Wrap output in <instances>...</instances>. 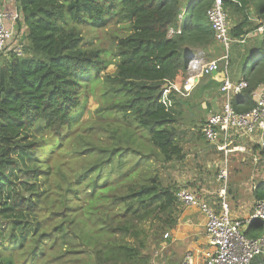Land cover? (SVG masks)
<instances>
[{
    "label": "trees",
    "instance_id": "trees-1",
    "mask_svg": "<svg viewBox=\"0 0 264 264\" xmlns=\"http://www.w3.org/2000/svg\"><path fill=\"white\" fill-rule=\"evenodd\" d=\"M16 1L24 54L0 53V207L16 221L0 234L13 239L0 264H151L184 207L182 188L166 183L153 162L183 158L186 107L196 109L195 127L204 117L207 88L184 89L192 48L210 60L223 56L206 13L212 0H195L186 12L184 0ZM112 21L125 34L111 50L87 45L80 26ZM111 64L115 72L102 75ZM262 83L255 78L233 96L234 108L252 109ZM97 85L99 119L87 125L79 121L83 90ZM32 131L39 136L29 138ZM62 150L76 157L71 173L56 158ZM252 150L264 155L259 144ZM40 175L51 188L35 200L29 188ZM254 197L264 199V180ZM36 213L39 227L23 221ZM263 232L264 222L255 221L246 235Z\"/></svg>",
    "mask_w": 264,
    "mask_h": 264
},
{
    "label": "built area",
    "instance_id": "built-area-1",
    "mask_svg": "<svg viewBox=\"0 0 264 264\" xmlns=\"http://www.w3.org/2000/svg\"><path fill=\"white\" fill-rule=\"evenodd\" d=\"M206 13L215 38L224 45L225 53L220 58L210 60L203 51H197L188 63L184 89L187 93L191 92L200 78L212 76L214 71H224L226 74L219 87L223 100L221 108L211 112L201 128L205 139L224 154V163L217 174L222 186L218 200L187 188L178 192V199L183 206L195 207L205 215L209 250L203 264H261L264 260V232L259 237L251 238L246 235L245 226L255 221L264 222V199L255 203L250 217L237 219L231 214L227 190L229 156L240 151L242 147L239 141L246 138L264 147V83L252 93L255 102L252 109L242 112L234 108L233 96L247 88L249 82L247 79L233 81L228 75L229 50L235 39L230 34L224 0H212ZM19 18H22V14L17 4L10 11L0 8V53L5 56L11 51L20 56L24 54L23 44L16 42ZM261 29H264V24ZM173 33L175 30L171 29L170 34ZM253 158L264 166V155L256 153ZM151 264L161 263L153 260ZM186 264H191L190 257Z\"/></svg>",
    "mask_w": 264,
    "mask_h": 264
},
{
    "label": "crops",
    "instance_id": "crops-1",
    "mask_svg": "<svg viewBox=\"0 0 264 264\" xmlns=\"http://www.w3.org/2000/svg\"><path fill=\"white\" fill-rule=\"evenodd\" d=\"M195 0H184L183 11ZM16 5V0H12ZM212 3V2H211ZM229 18L230 34L234 36V44L230 52L229 77L233 81L264 78V0H224ZM202 51L192 48V52ZM212 80L220 82L218 76L200 78L194 90L207 88L201 95L205 104L203 115L206 117L221 108L223 100L219 87L208 88ZM193 90V91H194ZM193 91L191 93H193ZM200 99H197L200 101ZM220 100V103H219ZM204 118V119H205ZM251 140L239 141L242 158L238 172L229 171L228 202L234 218L247 219L254 212L257 200L254 191L259 181L264 180V166L254 160ZM236 170V171H237ZM237 180H233V174ZM231 179V181H230ZM177 226L169 234V241L158 249L161 264H186L191 258V264H203L209 242L206 236V218L195 207H182ZM250 224L245 226L247 230ZM261 264H264L262 260Z\"/></svg>",
    "mask_w": 264,
    "mask_h": 264
},
{
    "label": "rangeland",
    "instance_id": "rangeland-1",
    "mask_svg": "<svg viewBox=\"0 0 264 264\" xmlns=\"http://www.w3.org/2000/svg\"><path fill=\"white\" fill-rule=\"evenodd\" d=\"M0 8L10 11L15 9V3L12 0H0ZM113 22V23H112ZM105 28H99L91 24H87V26H80L79 30L82 32L87 45H91L92 47H99L102 49L111 50L114 47L116 35L122 36L125 34V30L115 24L112 21ZM23 30L19 31V35L17 37L16 42L21 43L23 38ZM232 36V34H231ZM234 38V36H232ZM19 38V39H18ZM219 46L223 49V54L225 53V47L222 43L218 42ZM231 44V48L232 45ZM231 48L229 50V54L231 52ZM109 60H112V56L109 57ZM116 70L114 64H111L107 70L103 72L102 75L112 74ZM100 85H97V89L95 92L88 91L86 89L83 90V95L85 96L84 110L81 113V117L79 119L80 122H83L87 125L92 124L95 120L99 119V116L96 112L97 108L100 106L98 95V89ZM222 99V98H221ZM220 103V100H219ZM202 107L205 108V104H201ZM203 108V109H204ZM196 109L186 107L181 115L180 119V128H182V140L181 144L183 147V158L180 160H174L172 162H164L154 161L153 167L155 170L159 172V174L164 178L165 182L171 185H175L177 187L187 188L190 190H195L200 193H203L205 196L210 197L211 199H217L219 197V191L221 189V182L217 179V174L224 163V154L218 152L212 144H208L203 137H201V128L202 124L205 122L206 118L203 117V121L198 122L197 126L192 122L193 117H197L195 113ZM195 113V116L194 114ZM205 118V119H204ZM186 131V132H185ZM34 135L39 136L36 131H32L29 133V138H32ZM67 148L71 150L73 148V144L71 142L67 143ZM56 158H65L66 165L65 170L71 173V168L73 170V164L76 158L73 155H64L63 150L57 154ZM32 156H26L25 159ZM151 158H157L154 155H151ZM229 171L238 172L237 168H239V164L241 165L242 158L239 156H231L229 158ZM237 170V171H236ZM236 174H233V180H237ZM23 175H18L17 183H20L23 187H26ZM231 181V179H230ZM32 182L36 183V188H29V191H33L34 199L38 200L46 191L51 188L49 178L45 175H40L38 179L32 180ZM183 211V209H182ZM5 213L3 212L2 207H0V234L1 232H9L11 228V223H15L16 219L13 217H5ZM181 215V213H180ZM179 215V217H180ZM25 223L34 224L39 227V217L38 214H27V216L23 220ZM30 229L25 230L23 233L19 230H15L16 233H22L21 236H25L26 233ZM34 230H30L28 232L29 235H32ZM21 236L18 238L20 239ZM15 242V240H14ZM13 243V239L5 237L4 235H0V253L2 252V248L8 249ZM209 247V246H208ZM160 252V251H159ZM157 250L154 251L153 256L154 260L160 262V259L157 257L159 253ZM161 256V255H160Z\"/></svg>",
    "mask_w": 264,
    "mask_h": 264
},
{
    "label": "water",
    "instance_id": "water-1",
    "mask_svg": "<svg viewBox=\"0 0 264 264\" xmlns=\"http://www.w3.org/2000/svg\"><path fill=\"white\" fill-rule=\"evenodd\" d=\"M212 75L220 77V82H222L223 79L226 77L224 71H214ZM165 87H167V85Z\"/></svg>",
    "mask_w": 264,
    "mask_h": 264
}]
</instances>
